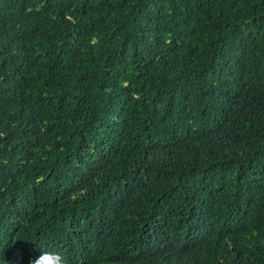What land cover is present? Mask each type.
Returning <instances> with one entry per match:
<instances>
[{
	"label": "trees",
	"instance_id": "trees-1",
	"mask_svg": "<svg viewBox=\"0 0 264 264\" xmlns=\"http://www.w3.org/2000/svg\"><path fill=\"white\" fill-rule=\"evenodd\" d=\"M264 264V0H0V264Z\"/></svg>",
	"mask_w": 264,
	"mask_h": 264
},
{
	"label": "clouds",
	"instance_id": "clouds-1",
	"mask_svg": "<svg viewBox=\"0 0 264 264\" xmlns=\"http://www.w3.org/2000/svg\"><path fill=\"white\" fill-rule=\"evenodd\" d=\"M30 264H66L62 254L52 251H41L38 256H35Z\"/></svg>",
	"mask_w": 264,
	"mask_h": 264
}]
</instances>
